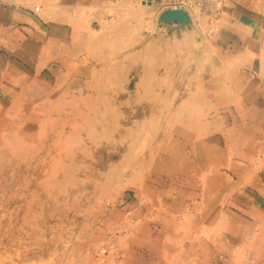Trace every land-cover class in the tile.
<instances>
[{
  "label": "rangeland",
  "instance_id": "374dc122",
  "mask_svg": "<svg viewBox=\"0 0 264 264\" xmlns=\"http://www.w3.org/2000/svg\"><path fill=\"white\" fill-rule=\"evenodd\" d=\"M140 2L0 54V264H264V42L234 27L256 1L190 26Z\"/></svg>",
  "mask_w": 264,
  "mask_h": 264
},
{
  "label": "crops",
  "instance_id": "0c3cea01",
  "mask_svg": "<svg viewBox=\"0 0 264 264\" xmlns=\"http://www.w3.org/2000/svg\"><path fill=\"white\" fill-rule=\"evenodd\" d=\"M255 1V8L240 7L244 13L240 15L242 17L245 15L247 24L240 22L234 26L239 29V33L240 29L246 27L244 41L247 43L259 41V39L264 42V0ZM32 2H34L33 5ZM36 2L40 5H35ZM105 2L107 0H0V42L4 43L7 49L6 53L0 54H8L6 57L10 58L28 57L17 54V47L13 50L9 46L11 42H16L18 38L24 36L33 46L37 45L40 39L49 40L56 46L65 45L72 34V25L69 21L72 12L101 8ZM44 6H47L45 16H37L35 12L40 11V8ZM231 6L230 13L237 11L236 5ZM36 7L39 9L36 10Z\"/></svg>",
  "mask_w": 264,
  "mask_h": 264
},
{
  "label": "built area",
  "instance_id": "2783aa9c",
  "mask_svg": "<svg viewBox=\"0 0 264 264\" xmlns=\"http://www.w3.org/2000/svg\"><path fill=\"white\" fill-rule=\"evenodd\" d=\"M224 0H160V6L165 10L182 9L187 13L207 14L217 16L223 8ZM39 7H36L38 10Z\"/></svg>",
  "mask_w": 264,
  "mask_h": 264
},
{
  "label": "water",
  "instance_id": "95a60500",
  "mask_svg": "<svg viewBox=\"0 0 264 264\" xmlns=\"http://www.w3.org/2000/svg\"><path fill=\"white\" fill-rule=\"evenodd\" d=\"M160 21L172 23V22H177L182 26H190L192 23L189 25H186L187 22H190V16L189 14L182 9H168L163 11L160 16H159Z\"/></svg>",
  "mask_w": 264,
  "mask_h": 264
},
{
  "label": "bare ground",
  "instance_id": "6f19581e",
  "mask_svg": "<svg viewBox=\"0 0 264 264\" xmlns=\"http://www.w3.org/2000/svg\"><path fill=\"white\" fill-rule=\"evenodd\" d=\"M140 4H142L144 6H146V5L152 6L153 0H141Z\"/></svg>",
  "mask_w": 264,
  "mask_h": 264
}]
</instances>
